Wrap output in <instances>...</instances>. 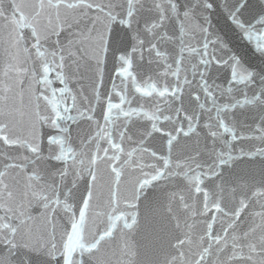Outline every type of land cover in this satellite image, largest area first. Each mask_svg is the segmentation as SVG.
Here are the masks:
<instances>
[{
  "label": "snow or ice",
  "instance_id": "obj_1",
  "mask_svg": "<svg viewBox=\"0 0 264 264\" xmlns=\"http://www.w3.org/2000/svg\"><path fill=\"white\" fill-rule=\"evenodd\" d=\"M0 264H264V0H0Z\"/></svg>",
  "mask_w": 264,
  "mask_h": 264
}]
</instances>
